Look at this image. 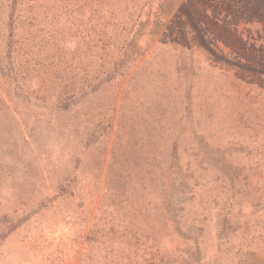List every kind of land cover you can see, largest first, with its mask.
I'll use <instances>...</instances> for the list:
<instances>
[{"label":"rangeland","instance_id":"obj_1","mask_svg":"<svg viewBox=\"0 0 264 264\" xmlns=\"http://www.w3.org/2000/svg\"><path fill=\"white\" fill-rule=\"evenodd\" d=\"M0 264H264V0H0Z\"/></svg>","mask_w":264,"mask_h":264}]
</instances>
